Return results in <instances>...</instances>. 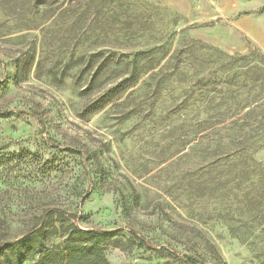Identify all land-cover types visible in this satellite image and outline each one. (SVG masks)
Returning <instances> with one entry per match:
<instances>
[{
  "label": "rangeland",
  "instance_id": "374dc122",
  "mask_svg": "<svg viewBox=\"0 0 264 264\" xmlns=\"http://www.w3.org/2000/svg\"><path fill=\"white\" fill-rule=\"evenodd\" d=\"M72 226L264 264V0H0V245L55 264Z\"/></svg>",
  "mask_w": 264,
  "mask_h": 264
},
{
  "label": "trees",
  "instance_id": "16d2710c",
  "mask_svg": "<svg viewBox=\"0 0 264 264\" xmlns=\"http://www.w3.org/2000/svg\"><path fill=\"white\" fill-rule=\"evenodd\" d=\"M55 233L59 228L54 226ZM40 229L37 233H42ZM68 243L58 253L54 251L55 264H109L99 245L115 236V231L100 232L72 226L69 228ZM39 235H29L14 244L0 245V264H23L38 248H43Z\"/></svg>",
  "mask_w": 264,
  "mask_h": 264
}]
</instances>
